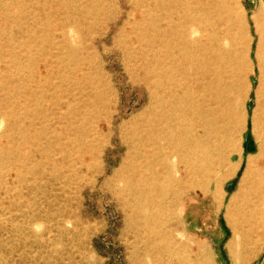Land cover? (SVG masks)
<instances>
[{"label": "rangeland", "instance_id": "rangeland-1", "mask_svg": "<svg viewBox=\"0 0 264 264\" xmlns=\"http://www.w3.org/2000/svg\"><path fill=\"white\" fill-rule=\"evenodd\" d=\"M263 227L264 0H0V264H235Z\"/></svg>", "mask_w": 264, "mask_h": 264}, {"label": "bare ground", "instance_id": "bare-ground-1", "mask_svg": "<svg viewBox=\"0 0 264 264\" xmlns=\"http://www.w3.org/2000/svg\"><path fill=\"white\" fill-rule=\"evenodd\" d=\"M215 59L217 60L218 63H220V65L225 66V67H229L231 64L229 56L218 55ZM224 101H225V99H209L208 101L204 102L203 107L205 108L206 106H209V108H210V107H212L213 104H215L217 102L222 103ZM195 106L193 107V109H191L192 117H196V107ZM199 111H201L200 115H202L203 110L199 109ZM185 114H186V112H185ZM182 116H183V114H182ZM181 121H182V119L179 120V124H181V126H180V128H181L180 137L182 138L181 141L183 144H190L191 140L193 138H195L196 122L192 123L190 126V130L187 131L185 124H182ZM234 229H235L234 230L235 234H238V233L240 234L239 228H234ZM253 231H254V229H253ZM255 232H257V236L255 239L249 238L250 233L249 232L247 233L248 242L250 241V243L252 245L251 247L246 246L247 247L246 248V247H243L242 244L233 246L232 252L234 254L235 264H246L250 260V256L253 258L262 251L263 246H264V227L256 229Z\"/></svg>", "mask_w": 264, "mask_h": 264}]
</instances>
